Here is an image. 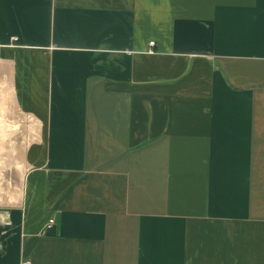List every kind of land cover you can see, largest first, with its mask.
I'll list each match as a JSON object with an SVG mask.
<instances>
[{
	"label": "crops",
	"instance_id": "0c3cea01",
	"mask_svg": "<svg viewBox=\"0 0 264 264\" xmlns=\"http://www.w3.org/2000/svg\"><path fill=\"white\" fill-rule=\"evenodd\" d=\"M13 129L0 264H264V0H0Z\"/></svg>",
	"mask_w": 264,
	"mask_h": 264
},
{
	"label": "rangeland",
	"instance_id": "374dc122",
	"mask_svg": "<svg viewBox=\"0 0 264 264\" xmlns=\"http://www.w3.org/2000/svg\"><path fill=\"white\" fill-rule=\"evenodd\" d=\"M11 119L8 120H15V121H26V119L23 118V115H20L19 112H15V116L12 115ZM13 125V124H12ZM29 133V131L26 130H20V129H13V130H1L0 131V138L2 137L4 139V142H6L7 147H2V150L0 151V157L4 158L6 157V163H3L0 161V170L2 173H5L6 171V177L3 179V182L0 183V185L5 184H12L14 185V178H18V168L22 169L21 162L24 161L25 158V143L28 141V138L26 141L22 142V144H19L18 142L23 141L24 134ZM18 141H16V139ZM17 142V143H16ZM15 151H14V149ZM24 166V164H23ZM2 195L0 194V197ZM1 219L5 220V216H3Z\"/></svg>",
	"mask_w": 264,
	"mask_h": 264
},
{
	"label": "built area",
	"instance_id": "2783aa9c",
	"mask_svg": "<svg viewBox=\"0 0 264 264\" xmlns=\"http://www.w3.org/2000/svg\"><path fill=\"white\" fill-rule=\"evenodd\" d=\"M154 45H155V42L152 41L150 43V46L153 47ZM54 223H55V220L54 219H50V221H49V223L47 225V228H51L54 225ZM22 264H31V262L30 261H24Z\"/></svg>",
	"mask_w": 264,
	"mask_h": 264
}]
</instances>
